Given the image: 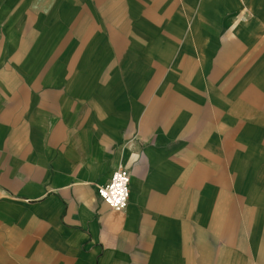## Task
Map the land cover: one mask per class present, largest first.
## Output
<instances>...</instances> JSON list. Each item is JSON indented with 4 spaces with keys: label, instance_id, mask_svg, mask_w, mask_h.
<instances>
[{
    "label": "crops",
    "instance_id": "1",
    "mask_svg": "<svg viewBox=\"0 0 264 264\" xmlns=\"http://www.w3.org/2000/svg\"><path fill=\"white\" fill-rule=\"evenodd\" d=\"M0 264H264V0H0Z\"/></svg>",
    "mask_w": 264,
    "mask_h": 264
},
{
    "label": "built area",
    "instance_id": "2",
    "mask_svg": "<svg viewBox=\"0 0 264 264\" xmlns=\"http://www.w3.org/2000/svg\"><path fill=\"white\" fill-rule=\"evenodd\" d=\"M99 198L112 210L124 211L130 198V176L126 169L115 171L110 181L98 191Z\"/></svg>",
    "mask_w": 264,
    "mask_h": 264
}]
</instances>
